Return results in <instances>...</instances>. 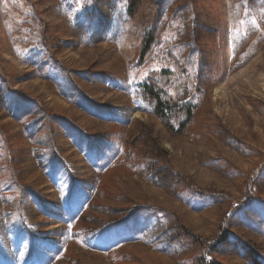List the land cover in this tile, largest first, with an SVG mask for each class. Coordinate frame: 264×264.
Wrapping results in <instances>:
<instances>
[{
  "label": "rangeland",
  "instance_id": "374dc122",
  "mask_svg": "<svg viewBox=\"0 0 264 264\" xmlns=\"http://www.w3.org/2000/svg\"><path fill=\"white\" fill-rule=\"evenodd\" d=\"M0 264H264V0H0Z\"/></svg>",
  "mask_w": 264,
  "mask_h": 264
},
{
  "label": "trees",
  "instance_id": "16d2710c",
  "mask_svg": "<svg viewBox=\"0 0 264 264\" xmlns=\"http://www.w3.org/2000/svg\"><path fill=\"white\" fill-rule=\"evenodd\" d=\"M151 44H152V38H147L143 42V46L141 49V59L142 60H144L145 56L148 54ZM145 91L147 92V94H149L152 98L156 100V102L158 103V107L164 104L163 99H162V91L159 88L155 87V82L153 79H151V82L145 85ZM157 114L161 117H164L163 112L160 111V108H157ZM185 125H186V122L185 121L182 122L181 129H184Z\"/></svg>",
  "mask_w": 264,
  "mask_h": 264
}]
</instances>
